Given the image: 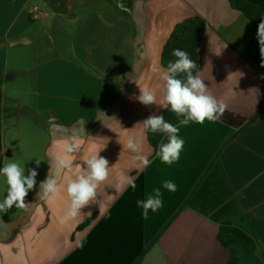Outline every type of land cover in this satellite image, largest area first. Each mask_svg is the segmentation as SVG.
I'll return each mask as SVG.
<instances>
[{"label": "crops", "instance_id": "0c3cea01", "mask_svg": "<svg viewBox=\"0 0 264 264\" xmlns=\"http://www.w3.org/2000/svg\"><path fill=\"white\" fill-rule=\"evenodd\" d=\"M246 1L264 8V0ZM49 17L59 23L61 39L72 35L63 51L40 62L33 108L26 106L34 130L28 152L15 142L12 153L7 123L19 117L22 103L6 93L18 73L11 50L36 18ZM194 18L206 24L196 74L227 109L215 122L176 125L185 143L179 160L168 166L155 156L158 147L140 124L168 108L145 106L136 97L141 86L161 98L165 45L177 25ZM20 127L14 122L9 129ZM73 135L81 148L72 172L58 171L61 141ZM129 136L142 142L149 166L123 148ZM99 149L110 175L96 202L71 217L63 186L76 164L83 166L82 158ZM13 161L27 164L26 176L35 169L37 184L25 198L27 210L13 206L0 213V264H264V60L251 21L230 0H133L129 13L119 0H0V168ZM49 174L61 177V192L43 200L39 185ZM165 180L177 190L164 189ZM155 188L163 207L144 219L136 202ZM6 195L0 176V202Z\"/></svg>", "mask_w": 264, "mask_h": 264}, {"label": "clouds", "instance_id": "9594fccd", "mask_svg": "<svg viewBox=\"0 0 264 264\" xmlns=\"http://www.w3.org/2000/svg\"><path fill=\"white\" fill-rule=\"evenodd\" d=\"M257 40L259 51L264 60V20L258 25ZM172 55L176 58L169 61L167 68L160 73L163 81V91L158 100L157 93L147 87H141L140 95L136 99L143 105H156L158 108H168L178 118L179 125L187 126L190 122L203 124L206 120L215 122L219 120L227 109V105L213 96L205 81L199 74L194 75L197 70V63L191 59L188 52L179 48L173 49ZM140 124L145 130L153 134L161 133L166 136V142H160L155 156L163 164L173 165L179 160L185 141L179 136V126L167 122L164 116L155 113L150 114ZM62 155L55 157V164L58 171L72 172L73 161L76 153H79L81 143L76 135L61 141ZM123 148L135 154V159L140 161L143 167L149 166L152 161L148 155L144 154L143 144L134 136H129L123 144ZM99 149L94 154L82 158L83 166L76 164L75 173L67 179L64 190L68 198L67 214L71 217L80 215L81 209L94 203L97 200V189L105 182L109 175L111 166L109 160L99 153ZM71 157V158H66ZM41 159H36V167L40 165ZM29 174L25 175V167L20 162H9L0 168V176L6 180L7 195L0 202V213H5L13 208L27 210L25 198L29 191L37 184L38 172L29 169ZM127 184L135 190L137 185L133 178L127 179ZM162 187L170 192L177 190V185L171 180H165ZM61 192V177L49 174L47 178L40 182L39 195L41 199L48 200ZM162 192L160 188H155L146 199L137 200V207L142 209L141 215L148 218L149 211L157 212L163 207ZM90 214V212L88 213Z\"/></svg>", "mask_w": 264, "mask_h": 264}, {"label": "rangeland", "instance_id": "374dc122", "mask_svg": "<svg viewBox=\"0 0 264 264\" xmlns=\"http://www.w3.org/2000/svg\"><path fill=\"white\" fill-rule=\"evenodd\" d=\"M53 19L49 17L46 20H42L36 18L33 22V28L31 31L26 34L25 37L22 38V44L18 46L16 49L11 50V60L18 59L19 62L16 67L18 73L6 84V93L9 99L11 100H20L21 105V114L15 120L10 119L7 123V144L10 152H14L15 150V142H18V145L21 146V151L28 152V142L29 138L32 136V132L34 131L30 127V123H33L30 116L28 115L27 108L32 109L34 104V96L32 92L35 89V76L37 73V69L40 66V62L47 57L51 52H61L65 48L62 47V43H66L69 41V38L72 35V32L69 31L65 34V37L61 39V33L58 29V22L54 21V24L51 21ZM32 38H37L42 47H37L34 41H31ZM29 40V42H27ZM67 45V43H66ZM13 64V63H12ZM8 106L14 107L18 109V105L16 103H8ZM19 123L20 128L17 130L9 129L10 124ZM36 130V129H35ZM17 133V135L15 134ZM14 134L16 136H14ZM38 145L36 151L38 154L41 153L40 147V135L41 133H37ZM18 141H17V140ZM28 141V142H27ZM22 166L25 168L27 164L22 161ZM42 165H39L38 169H40Z\"/></svg>", "mask_w": 264, "mask_h": 264}, {"label": "trees", "instance_id": "16d2710c", "mask_svg": "<svg viewBox=\"0 0 264 264\" xmlns=\"http://www.w3.org/2000/svg\"><path fill=\"white\" fill-rule=\"evenodd\" d=\"M230 2L233 8L244 13V15L251 21L253 25L254 34H257L258 25L261 23L262 20H264V8L255 7L249 4L246 0H230ZM205 29H206V24L200 18L189 19L177 25L172 36L170 37L164 48V52H163L164 66L167 68L168 62L174 61L176 59L172 55V51L173 49L179 48L181 50L188 52L190 58L195 60L197 66L199 67L198 50H199L200 42L205 33ZM198 67L197 70H194V75H196L198 71ZM163 116L167 122H170L173 125L179 124L178 118L174 113L170 111V109H167L163 114ZM163 136L164 135L161 133L153 134L149 131L150 142L155 148L158 147V144ZM208 172L196 185L191 196H193L195 192L198 190L200 184L203 182ZM151 246L152 245H150L143 253L142 257L140 258V261L147 254Z\"/></svg>", "mask_w": 264, "mask_h": 264}, {"label": "water", "instance_id": "95a60500", "mask_svg": "<svg viewBox=\"0 0 264 264\" xmlns=\"http://www.w3.org/2000/svg\"><path fill=\"white\" fill-rule=\"evenodd\" d=\"M133 0H119V8L129 13L132 10Z\"/></svg>", "mask_w": 264, "mask_h": 264}]
</instances>
